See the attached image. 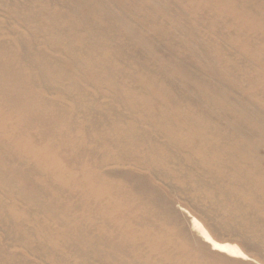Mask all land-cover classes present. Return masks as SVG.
Instances as JSON below:
<instances>
[{
  "label": "bare ground",
  "instance_id": "bare-ground-1",
  "mask_svg": "<svg viewBox=\"0 0 264 264\" xmlns=\"http://www.w3.org/2000/svg\"><path fill=\"white\" fill-rule=\"evenodd\" d=\"M0 264H264V0H0Z\"/></svg>",
  "mask_w": 264,
  "mask_h": 264
}]
</instances>
